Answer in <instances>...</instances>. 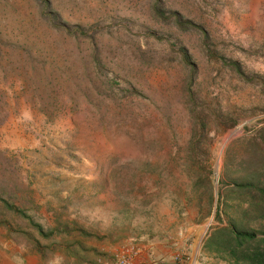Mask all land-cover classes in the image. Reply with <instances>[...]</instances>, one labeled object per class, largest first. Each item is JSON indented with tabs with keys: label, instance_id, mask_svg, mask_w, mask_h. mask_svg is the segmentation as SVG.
<instances>
[{
	"label": "rangeland",
	"instance_id": "obj_1",
	"mask_svg": "<svg viewBox=\"0 0 264 264\" xmlns=\"http://www.w3.org/2000/svg\"><path fill=\"white\" fill-rule=\"evenodd\" d=\"M47 1L0 0V264L264 251V0Z\"/></svg>",
	"mask_w": 264,
	"mask_h": 264
},
{
	"label": "trees",
	"instance_id": "obj_2",
	"mask_svg": "<svg viewBox=\"0 0 264 264\" xmlns=\"http://www.w3.org/2000/svg\"><path fill=\"white\" fill-rule=\"evenodd\" d=\"M149 13L153 20L158 22H169L172 18H167L165 15V5L163 0H148ZM37 7L39 8L40 18L45 23L49 24L52 28L57 30L68 32L65 28L61 26V18L58 13L51 6L50 1L47 0H35ZM174 20L172 21L173 26L180 32H199V27L194 25L190 21L184 20L180 15L175 14ZM171 22V21H170ZM205 38L208 37L207 34H204ZM181 57L184 64L187 66L190 64L191 57L185 49L181 50ZM236 71L240 72V68L235 66ZM232 235H234L236 249L244 246L245 244L253 241L255 239L254 235H249L247 233H240L233 230ZM232 255L235 256L236 263L239 264L240 260L246 262V264H264V251L255 250L252 253L245 251L240 252V256H237V252L233 251Z\"/></svg>",
	"mask_w": 264,
	"mask_h": 264
},
{
	"label": "built area",
	"instance_id": "obj_3",
	"mask_svg": "<svg viewBox=\"0 0 264 264\" xmlns=\"http://www.w3.org/2000/svg\"><path fill=\"white\" fill-rule=\"evenodd\" d=\"M116 264H132V262L129 259L122 258Z\"/></svg>",
	"mask_w": 264,
	"mask_h": 264
},
{
	"label": "crops",
	"instance_id": "obj_4",
	"mask_svg": "<svg viewBox=\"0 0 264 264\" xmlns=\"http://www.w3.org/2000/svg\"><path fill=\"white\" fill-rule=\"evenodd\" d=\"M137 264H140V262L138 261Z\"/></svg>",
	"mask_w": 264,
	"mask_h": 264
}]
</instances>
